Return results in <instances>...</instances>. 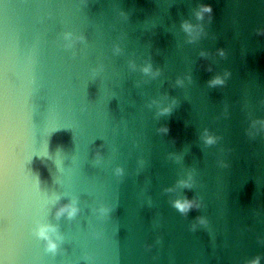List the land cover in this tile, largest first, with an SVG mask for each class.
I'll return each mask as SVG.
<instances>
[{
	"label": "water",
	"instance_id": "95a60500",
	"mask_svg": "<svg viewBox=\"0 0 264 264\" xmlns=\"http://www.w3.org/2000/svg\"><path fill=\"white\" fill-rule=\"evenodd\" d=\"M201 5L211 12L198 20ZM67 31L85 38L73 50ZM148 62L159 76L140 71ZM171 97L168 114L148 106ZM254 120L264 0H0V264H264ZM188 171L193 186L177 185ZM53 194L77 197L79 213L56 219ZM185 197L200 206L182 213L172 201ZM37 220L58 225L56 252L33 234Z\"/></svg>",
	"mask_w": 264,
	"mask_h": 264
},
{
	"label": "clouds",
	"instance_id": "9594fccd",
	"mask_svg": "<svg viewBox=\"0 0 264 264\" xmlns=\"http://www.w3.org/2000/svg\"><path fill=\"white\" fill-rule=\"evenodd\" d=\"M206 12H208V13L211 12L210 6L201 5L200 8L196 11L195 15H196L197 19L200 20L203 18L204 13H206ZM196 27L197 26L192 25L188 21H185L182 24V28L189 35V42H191L192 39H194L193 32H194V29ZM84 39L85 38L83 35H78V34H75L71 31L64 32L61 35L62 46L68 50H73L75 48V45L77 44V42H82ZM114 52L118 54L120 52L119 47H116L114 49ZM218 53L221 56L224 55V52L222 49L218 50ZM200 55L206 56L207 53L202 50L200 52ZM130 67L133 70H135V68H136L135 63L130 61ZM92 71L95 74L97 69H93ZM140 71L143 74L149 75L153 78L160 75V69L154 68L150 62L142 65L140 67ZM227 75H228L227 72L224 73L223 77L220 75H216L211 80H209V85L213 86V85L224 83V78L227 77ZM186 78L190 79V77H177V79L175 81V85L176 86H183L184 80ZM165 98L166 99L168 98L167 94H165ZM177 103H178L177 99L175 97H171L169 103H167V104H163L161 101H158V100H152L148 106L152 107L153 105H156L157 114L158 115H164V114L170 113L172 111L173 107ZM257 125H259V128H257ZM251 129H255V131H257V132L264 131V121H256V120L252 121L251 122ZM158 131L167 133L168 128L166 126H162L160 129H158ZM249 134L251 135L254 133L251 130H249ZM201 139L205 142V144L211 145V144L216 142L217 138L214 135H212L208 129H205L201 134ZM172 158L176 161H179L181 159V157L178 155H173ZM114 172L117 176H121V175H123L124 170H123V168L117 166L114 169ZM194 183H195V177H194V173L192 171L186 172V174L183 177H181L180 179L177 180V185H179L181 187H185V188H191ZM171 190L172 189H166V191H171ZM64 196H67L68 198L65 200L64 203H60L61 199L64 198ZM50 203L52 205L56 206V208H55L56 219H60L61 217H64L67 219H72L80 211V209L78 207V198L75 196H68V194H63V196L61 194H53L51 199H50ZM172 203H173V206L178 208V210H180L182 213H187V211L190 210L192 207H199L200 206L199 202L197 200L188 199L186 197L176 199V200L172 201ZM94 211H95L96 215L98 216V218H104L110 213L111 209L107 206L100 205ZM197 223L206 224L207 223L206 218H204L202 216L197 217ZM195 227H196V224H193V228H195ZM32 231H33V234L36 236L37 239L42 240L44 242L45 248L47 251L56 252L59 249L60 244L64 240V236L59 231L58 225H55V224H51V223H47V222L37 220L35 222V225H34ZM259 261H260V257L257 256L254 259L247 261L246 264H259Z\"/></svg>",
	"mask_w": 264,
	"mask_h": 264
}]
</instances>
